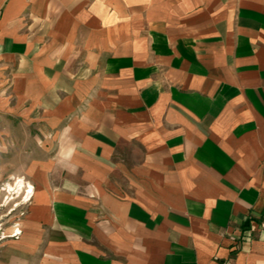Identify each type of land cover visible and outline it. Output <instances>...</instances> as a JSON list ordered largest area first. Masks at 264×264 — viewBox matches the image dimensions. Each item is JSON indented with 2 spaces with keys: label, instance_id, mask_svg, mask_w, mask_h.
<instances>
[{
  "label": "crops",
  "instance_id": "obj_1",
  "mask_svg": "<svg viewBox=\"0 0 264 264\" xmlns=\"http://www.w3.org/2000/svg\"><path fill=\"white\" fill-rule=\"evenodd\" d=\"M0 166L6 264H264V0H0Z\"/></svg>",
  "mask_w": 264,
  "mask_h": 264
},
{
  "label": "rangeland",
  "instance_id": "obj_2",
  "mask_svg": "<svg viewBox=\"0 0 264 264\" xmlns=\"http://www.w3.org/2000/svg\"><path fill=\"white\" fill-rule=\"evenodd\" d=\"M10 171L0 166V264H6L7 242L10 240L6 238L15 237L14 235L18 233L17 224L27 214L26 207L30 201L27 200L29 196L26 197V192L30 190V187L25 183L28 188H25L21 194H16L20 183L9 174ZM20 171L21 168H15L16 173ZM12 228L15 230L11 231Z\"/></svg>",
  "mask_w": 264,
  "mask_h": 264
},
{
  "label": "bare ground",
  "instance_id": "obj_3",
  "mask_svg": "<svg viewBox=\"0 0 264 264\" xmlns=\"http://www.w3.org/2000/svg\"><path fill=\"white\" fill-rule=\"evenodd\" d=\"M25 188H28L27 185L23 182H20V186L18 187V191L16 192V194H21L25 190ZM12 191H15V189H12Z\"/></svg>",
  "mask_w": 264,
  "mask_h": 264
},
{
  "label": "built area",
  "instance_id": "obj_4",
  "mask_svg": "<svg viewBox=\"0 0 264 264\" xmlns=\"http://www.w3.org/2000/svg\"><path fill=\"white\" fill-rule=\"evenodd\" d=\"M32 189H33V188H30V190H28V191L26 192V194H27L26 197L29 196V198H28L27 200H30L31 197H32V194H29L30 191H33ZM28 194H29V195H28ZM26 197H25V198H26ZM20 234H21V231H18V233L15 234L14 236L17 237V236L20 235Z\"/></svg>",
  "mask_w": 264,
  "mask_h": 264
}]
</instances>
